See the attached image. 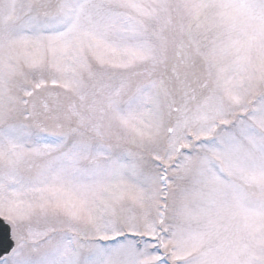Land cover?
<instances>
[{
    "label": "snow or ice",
    "instance_id": "snow-or-ice-1",
    "mask_svg": "<svg viewBox=\"0 0 264 264\" xmlns=\"http://www.w3.org/2000/svg\"><path fill=\"white\" fill-rule=\"evenodd\" d=\"M0 264H264V0H0Z\"/></svg>",
    "mask_w": 264,
    "mask_h": 264
}]
</instances>
